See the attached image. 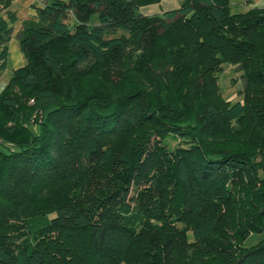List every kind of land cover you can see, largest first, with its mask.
Wrapping results in <instances>:
<instances>
[{
    "label": "trees",
    "instance_id": "trees-1",
    "mask_svg": "<svg viewBox=\"0 0 264 264\" xmlns=\"http://www.w3.org/2000/svg\"><path fill=\"white\" fill-rule=\"evenodd\" d=\"M161 1L43 0L22 23L26 62L0 92V264H264V7L140 11Z\"/></svg>",
    "mask_w": 264,
    "mask_h": 264
},
{
    "label": "rangeland",
    "instance_id": "rangeland-1",
    "mask_svg": "<svg viewBox=\"0 0 264 264\" xmlns=\"http://www.w3.org/2000/svg\"><path fill=\"white\" fill-rule=\"evenodd\" d=\"M183 0H162L159 4L162 7H172L174 4H181ZM251 1L249 0H232L231 8L233 12L245 11L249 5L252 7ZM257 1V0H255ZM43 0H13L11 8L15 10L18 16L17 22L14 24V33L9 41V60L7 69L0 74V92L4 89L8 83L10 77L13 74V71L23 65L26 62V57L22 50L20 49L19 41L16 37L19 28L22 26V23L27 19H32L36 15V5H42ZM157 4V3H155ZM150 6H155L153 4L143 6V13H147ZM154 9H150L148 12L154 13ZM141 11V9H140ZM159 12L156 14H162ZM154 15V14H151ZM242 71L237 69L231 64H224L223 69L218 73L220 90L223 96L235 102L237 100H242L243 95L240 93V90L244 86V81L241 78Z\"/></svg>",
    "mask_w": 264,
    "mask_h": 264
},
{
    "label": "crops",
    "instance_id": "crops-1",
    "mask_svg": "<svg viewBox=\"0 0 264 264\" xmlns=\"http://www.w3.org/2000/svg\"><path fill=\"white\" fill-rule=\"evenodd\" d=\"M153 5H155V6H150L151 8H149L148 9V11L150 10V9H154L153 11H154V13H150V12H148L147 11V13L145 12V13H143V7H141V12L143 13V14H145V15H151V14H156V13H159V12H164V11H167V10H170V9H174V8H178L179 6H180V4L178 5V4H174V6H172V7H162L159 3H157V4H153ZM250 5H252V7H264V0H257V1H255V0H252L251 1V4ZM36 6H40V5H36ZM247 6H248V8H249V5L247 4ZM16 37H17V35H16ZM18 39V38H17ZM20 45V44H19ZM20 49H21V47H20Z\"/></svg>",
    "mask_w": 264,
    "mask_h": 264
}]
</instances>
